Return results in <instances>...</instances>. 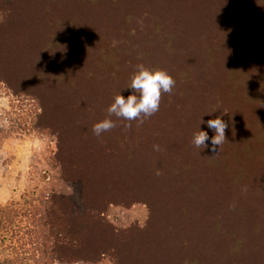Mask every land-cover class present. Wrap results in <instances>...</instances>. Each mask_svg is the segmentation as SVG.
I'll return each mask as SVG.
<instances>
[{"label": "trees", "instance_id": "16d2710c", "mask_svg": "<svg viewBox=\"0 0 264 264\" xmlns=\"http://www.w3.org/2000/svg\"><path fill=\"white\" fill-rule=\"evenodd\" d=\"M106 3L105 19L118 27L120 52L125 61L130 58L124 67L163 69L175 85L171 93L162 92L158 111L137 120L145 126L137 140L105 139L110 143L95 159L103 170L94 168L91 176L101 180L104 197L112 202L145 201L153 194L168 214L196 191L202 248L219 264H247L254 248L264 250V0ZM112 3L122 7L114 11ZM0 14L3 19L1 5ZM217 116L228 128L215 154L192 139L198 126L214 135L201 120ZM99 204L74 210L69 220L52 197L37 219L43 244L35 264L91 253L84 237L88 228H102ZM21 217L16 210L10 218L0 207V231L18 230L13 222Z\"/></svg>", "mask_w": 264, "mask_h": 264}, {"label": "rangeland", "instance_id": "374dc122", "mask_svg": "<svg viewBox=\"0 0 264 264\" xmlns=\"http://www.w3.org/2000/svg\"><path fill=\"white\" fill-rule=\"evenodd\" d=\"M0 5V207L10 218L16 210L23 214L13 222L20 233L15 226L0 231V260L35 264L43 244L37 219L54 197L69 220L74 210L100 203L103 225L99 232L86 230L91 253L85 258L52 264H219L200 244L196 191L168 214L153 194L145 201L112 202L91 176L94 168L103 170L95 159L110 143L105 139L137 140L145 127L107 111L118 93H131L134 70L124 67L118 27L105 19L106 0ZM105 118L117 124L97 136L93 125ZM247 264H264V250L254 248Z\"/></svg>", "mask_w": 264, "mask_h": 264}, {"label": "clouds", "instance_id": "9594fccd", "mask_svg": "<svg viewBox=\"0 0 264 264\" xmlns=\"http://www.w3.org/2000/svg\"><path fill=\"white\" fill-rule=\"evenodd\" d=\"M174 85L175 80L167 71L159 68L150 69L143 64H137L136 71L131 74L129 88L132 92L127 97L121 92L118 93L107 111L110 115L114 114L129 121L137 119L142 122L143 118L158 111L162 92L171 93ZM201 123H205L209 129L214 130V135L209 136L208 131L198 126L197 131L193 133L192 142L195 146H203L216 154L217 146L226 141L225 130L228 124L220 116L207 121L201 120ZM114 126L113 120L105 118L93 125V132L99 136Z\"/></svg>", "mask_w": 264, "mask_h": 264}]
</instances>
